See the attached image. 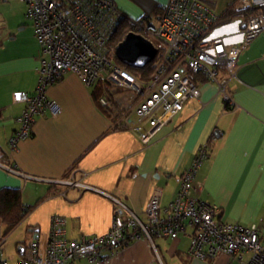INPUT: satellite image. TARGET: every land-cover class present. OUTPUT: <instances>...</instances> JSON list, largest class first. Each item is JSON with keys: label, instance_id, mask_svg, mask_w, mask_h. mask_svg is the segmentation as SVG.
I'll list each match as a JSON object with an SVG mask.
<instances>
[{"label": "crops", "instance_id": "0c3cea01", "mask_svg": "<svg viewBox=\"0 0 264 264\" xmlns=\"http://www.w3.org/2000/svg\"><path fill=\"white\" fill-rule=\"evenodd\" d=\"M167 1L115 0L129 18L158 15ZM235 2L212 0L208 5L221 16ZM243 19L244 12H239L218 21L210 34L227 45L237 44L242 39ZM40 53L32 23L18 28L1 17L0 163L41 178L73 175L119 198L146 219L144 210L154 190H161L162 205L171 202L197 149L208 143L195 194L216 204L222 220L257 223L264 236V30L239 55L237 75L242 82H230L233 103L229 107L217 86L203 81L199 98L187 101L150 143L143 144L133 132L117 126L113 114L99 104V86L89 88L69 72L48 89V96L59 105L58 115L37 116L31 136L20 141L11 155L8 141L24 109L23 103L14 101V93L34 91ZM4 187L20 188L25 205H33L7 235L10 251L5 255L12 264L22 255L20 247L25 249L36 236L48 234L53 215L66 218L67 236L73 239L104 234L112 225L116 204L95 190L22 178L0 165V189ZM153 242L154 246L143 237L132 241L112 255V263L249 264L248 255L242 262L225 253L208 259L192 257L188 233L174 239L154 236Z\"/></svg>", "mask_w": 264, "mask_h": 264}, {"label": "built area", "instance_id": "2783aa9c", "mask_svg": "<svg viewBox=\"0 0 264 264\" xmlns=\"http://www.w3.org/2000/svg\"><path fill=\"white\" fill-rule=\"evenodd\" d=\"M19 1L27 6L26 15L41 53L34 91L14 93V101L23 103L24 109L8 141L11 155L20 141L31 136L37 116L48 112L58 115L59 105L48 96V89L69 72L77 74L89 88L99 86V104L118 110L114 123L133 132L143 144L150 143L187 101L199 98L203 81L215 84L224 100L232 104L229 84L232 80L242 82L237 75L239 55L264 30V0H236L235 9L244 12L245 26L241 41L234 45L210 34L220 16L203 0H168L160 14L144 13L136 18H129L115 0ZM124 19L130 31L147 38L157 50L148 63L155 71L147 79L130 71L117 56L116 33ZM121 88L130 91L131 97L116 108L115 102L122 98L115 92ZM208 153V143L199 146L182 175L176 197L167 205L161 204V190H154L144 210L146 219L119 198L73 175L41 178L0 163L19 177L95 190L116 204L110 229L81 239L69 238L66 218L53 215L48 234L31 240L16 264H113L112 255L134 240L143 237L154 246V236L174 239L182 233L189 234L192 257L208 259L225 253L242 262L248 255L249 264H264L261 226L222 220L216 204L195 194L197 174ZM6 243L7 235L2 233L0 264H12L5 255Z\"/></svg>", "mask_w": 264, "mask_h": 264}, {"label": "trees", "instance_id": "16d2710c", "mask_svg": "<svg viewBox=\"0 0 264 264\" xmlns=\"http://www.w3.org/2000/svg\"><path fill=\"white\" fill-rule=\"evenodd\" d=\"M207 4H210L212 0H203ZM236 3V2H235ZM235 3L228 6L225 12L220 16L219 21L226 20L239 13L240 11L235 9ZM130 27L127 19H124L116 33V41L124 39L126 34L129 32ZM137 76L147 79L155 71L153 64H148L144 67L127 66ZM118 100L117 102L120 103ZM229 107L230 104L228 103ZM107 113L113 114V118L118 115L116 110L111 108H104ZM33 205H25L22 199V192L20 188L4 187L0 189V224L4 226V234L8 235L13 229H15L31 211Z\"/></svg>", "mask_w": 264, "mask_h": 264}, {"label": "water", "instance_id": "95a60500", "mask_svg": "<svg viewBox=\"0 0 264 264\" xmlns=\"http://www.w3.org/2000/svg\"><path fill=\"white\" fill-rule=\"evenodd\" d=\"M245 24L242 25L244 27ZM117 56L127 66L144 67L153 61L156 55L155 46L144 36L134 31H129L117 45ZM37 238V236L35 237ZM21 254L25 249L19 248Z\"/></svg>", "mask_w": 264, "mask_h": 264}, {"label": "rangeland", "instance_id": "374dc122", "mask_svg": "<svg viewBox=\"0 0 264 264\" xmlns=\"http://www.w3.org/2000/svg\"><path fill=\"white\" fill-rule=\"evenodd\" d=\"M26 4L19 1V0H7V2H2L0 1V14L3 19V22L8 23V25H17L18 28L22 27V25H27L31 23V20L29 17L26 15ZM0 17V19H1ZM5 24V23H4ZM2 24V26L4 25ZM131 30V29H130ZM129 30V31H130ZM112 89V88H111ZM113 91V89H112ZM116 95L122 100L118 104V102H115L116 108L127 103V99L131 97V92L125 89H117L116 90ZM114 109V108H112ZM115 110V109H114ZM118 112V110H116ZM119 115L115 118V120L118 118ZM4 226L0 224V235L4 233ZM7 245V244H6ZM14 246V245H13ZM18 246V245H17ZM15 247V246H14ZM18 247H15L13 250L14 254H18ZM10 248L8 246H5V253H9Z\"/></svg>", "mask_w": 264, "mask_h": 264}]
</instances>
